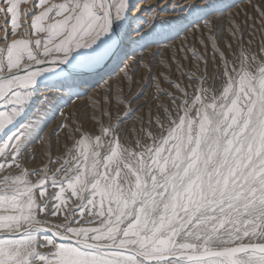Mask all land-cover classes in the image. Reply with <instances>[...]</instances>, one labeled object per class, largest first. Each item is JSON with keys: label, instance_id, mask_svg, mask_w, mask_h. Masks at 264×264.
Wrapping results in <instances>:
<instances>
[{"label": "snow or ice", "instance_id": "obj_1", "mask_svg": "<svg viewBox=\"0 0 264 264\" xmlns=\"http://www.w3.org/2000/svg\"><path fill=\"white\" fill-rule=\"evenodd\" d=\"M247 7L255 15L245 10L243 24L264 25V0ZM177 9L192 17H174L187 20L181 31L203 20L211 32L205 17L218 5ZM144 10L139 0H0V264H264V32L257 49L255 31L245 47L234 16L231 60L215 35L199 41L220 57L213 75L184 72L177 49L160 61L150 106L138 103L134 78L123 95L122 78L117 101L111 88L93 98L92 130L62 122L54 133L65 130L71 145L29 166L54 107L42 89L78 95L77 78L122 33L139 34L132 13ZM173 65L193 83L173 80Z\"/></svg>", "mask_w": 264, "mask_h": 264}, {"label": "rangeland", "instance_id": "obj_2", "mask_svg": "<svg viewBox=\"0 0 264 264\" xmlns=\"http://www.w3.org/2000/svg\"><path fill=\"white\" fill-rule=\"evenodd\" d=\"M214 1L215 0H213V2ZM216 1L214 3L218 5L219 10H217L216 12H213L210 15H208L207 17H205V19H207V20L209 19V21H211V24H210L211 32L209 31V28L204 27L203 20L196 21V23L202 24L203 26L201 25L200 29L194 30L193 26L190 24L188 26L187 31L190 30L191 32L190 31L189 32L181 31L179 33V35L176 37V38H180V37L182 38L181 40H179L178 42L175 43L176 47L175 46H171V47L169 46V47H166L167 49L165 48L164 51H163V49H161V50L159 49L158 52H154V51L153 52L146 51V53L143 52L144 54H142L139 57L140 59L138 58L137 60H142V61L146 62L147 64H149L150 66H152V73H151V75H149L147 68L140 66V65H137V63H136L137 60H136L131 67L130 66L128 67L130 69H127L128 71L125 70L124 71L125 73H123V75H122L123 76V89H124L123 95L128 94V92H126V91H128V84H129L130 80L134 78L136 83L132 88L133 93H135L137 90H139L141 87H143L144 95H143V97H141L140 102L142 101V103H144L145 101H148L149 106H150L153 103V101L150 99V97L154 93V89L152 87V78L157 76L162 70V66L160 65V61L162 59L172 57L173 53L177 52V49H181V48H183L184 51L179 52L177 54V58L180 59L181 63L184 65V68H183L184 72H186L188 74L195 73L196 75H202L204 73L205 67H207L209 76L213 75L217 71L218 66L220 65V57L217 53L213 52V49L211 46H209L207 49H205L204 45H202L199 41L201 38L206 39L207 36H209V35H215L217 41L219 42V49L221 51H223L228 56L229 60H231L232 59L231 53L235 52L238 49V42L232 37L231 32H230V29L232 27V24L230 23V17L234 16L238 23H241L243 27L247 28V32H245L244 36H243V43H244L245 47H247V41L250 39L249 33H251L252 31L256 32L255 42L253 43L252 48L254 50L257 49L258 44L261 40V34H262V32H264V25H262L260 18L258 16H255L254 20L253 19L247 20L246 25L243 24V21L245 19L243 13L245 10H247V12L250 16L255 15L252 13L251 8L247 7L248 0H230L231 3L227 4V6H225V7L219 6V3H221L222 1H220V0H216ZM217 12L224 14L223 17L226 16V17H224L225 19L223 17L221 19L215 17L217 15ZM237 12H239L240 15L236 16ZM210 16L213 19H211ZM216 19H218V20H216ZM192 30L195 31V37L193 36ZM184 33H186V34H184ZM162 43L163 42H158V44H162ZM229 43H231V45H232L231 49H229L227 47V45ZM145 49L146 48L142 47L140 50H145ZM191 49L196 50L197 57H203L204 60H207V65H205L202 60L193 58ZM147 55H148V57H145ZM154 55H156V56H154ZM185 57H187V59H185ZM213 57H215V59ZM124 66L126 67V65H124ZM174 69H175V65H173V74L171 77L173 80H177L178 82H181L182 86L184 84L193 83V81H189L186 77L180 76V74L175 72ZM124 74H126V75H124ZM121 81H122V79H121ZM121 81L116 82L117 84L115 83L113 85L112 84L107 85L108 89L105 88L106 87L105 85H103L105 87L102 88V86H101L98 89L99 92H96L94 90L93 93L91 92V94H94V95H92V98H91L90 94H89V96H87L85 94L82 96L78 95V97H77V95H75V96L72 95L73 97L71 96L70 97L71 99L68 96L67 99L65 98L63 100V99H60L59 97H55V96H57V93L55 95L53 93L49 94V96H53L52 105H54V107L50 106L48 111L44 114L45 118H46V123H43V130L40 132L41 139L38 140L36 145H35L36 156H37L36 165L30 164L29 166L30 167L31 166H39V162L46 158L44 155L45 150L48 149L50 146H54L53 147V155L58 156L62 152L65 151V145L66 144L69 146L71 145L70 140L65 141V130L60 129L54 133V130H57L58 126L62 122L67 120V121H75L77 123H80L81 121H83L84 129L85 130H92L94 127L93 122L91 120H85V113H87L88 116L92 115L93 97L95 96L94 98L97 100L100 99L101 97H106L109 93V89L111 88L112 99L114 101H117L119 98H121L120 97L121 91L119 89V88H121V84H122ZM209 83H211V80H209ZM125 85L127 88L124 87ZM164 86L168 87V85H164ZM135 87H137V88H135ZM189 91H191V89H189ZM81 97L83 98V100L86 98L87 101L90 102L91 104H88V102H86V100L82 101ZM89 98H90V100H89ZM74 99H76L77 101ZM78 99H80V100H78ZM71 100H72V102H71ZM80 102L81 103L83 102L82 105L80 104ZM140 102H138V103H140ZM39 106L41 107V105L38 103L37 107H39ZM103 106L106 109L109 107V105L107 103H105ZM118 107H119L118 103H114L112 105L111 110L113 111V113H115L117 111ZM135 107H136V105H133V108H135ZM142 111L146 113L148 111V107L147 106L144 107L142 109ZM96 115H97V117L99 116L98 111L96 112ZM137 115H139V113H137ZM134 122H135V117H132L127 121L128 124H132Z\"/></svg>", "mask_w": 264, "mask_h": 264}, {"label": "bare ground", "instance_id": "obj_3", "mask_svg": "<svg viewBox=\"0 0 264 264\" xmlns=\"http://www.w3.org/2000/svg\"><path fill=\"white\" fill-rule=\"evenodd\" d=\"M220 1H222V2L219 3V6H224V7L227 6V4L231 3L230 0H220ZM132 2L137 3L138 0H132ZM187 2L191 3L192 0H187ZM183 3H184V0H139V5L141 7H143L145 10L143 12H139V13L133 11V13H132V15L136 17V19L132 21V27L133 28H139V34L136 31H132L131 37H129L128 35L122 33L121 37L119 38V46L118 47L114 45L113 48L106 55H104L100 60L89 65L87 68L84 69V71L87 74L77 78L78 81L82 84V86L77 87L75 89V92L78 93L79 96H82L85 94L87 96H89V94H90L91 98H92V95H94V94H91V92L93 93L94 90L96 92H99L98 89L101 86H102V88H104L105 86H106L105 88H107V85H110V84L113 85L116 82L121 81V79L123 78L122 75H123V73H125L124 71L125 70L128 71L127 69H130L128 67L129 66L131 67L134 64V62L142 54H144L143 52H145V53H146V51L158 52L159 49L160 50L163 49V51H164V49L166 47L175 46V43L182 39L181 37L176 38L179 35V33L181 32L180 28L183 26V24L187 23V20L192 19V17L190 15H188L187 9H185V11L183 13L179 12L178 9L176 12H173L171 10L172 6H175L177 4H183ZM153 6H155V7H153ZM223 15L224 14L217 12V15L215 17L221 19L223 17ZM176 16H180V17L186 16L187 20H183V21H181V23L179 25H177V22L174 19V17H176ZM224 17H226V16H224ZM210 18L213 19L211 16H210ZM216 20H218V19H216ZM201 25L202 24H200V26ZM189 31H187V32H189ZM184 34H186V33H184ZM158 42H163V43L158 44ZM142 47L146 48V49L140 50ZM154 56H156V55H154ZM145 57H148V55ZM124 65H126V67ZM124 75H126V74H124ZM103 85H105V86H103ZM124 87L127 88L126 85ZM135 88H137V87H135ZM119 89H121V88H119ZM126 92H128V91H126ZM51 93L52 92L49 91L48 89H42V96L43 95H49ZM78 95H77V97H78ZM55 97H59L60 99L64 100L65 98L66 99L68 98V95H67V93L61 92V93H57V96H55ZM74 100H76V99H74ZM78 100H80V99H78ZM81 100L82 101L86 100V102H88L86 98L84 100L82 98ZM89 100H90V98H89ZM71 102H72V100H71ZM82 103L80 102L81 105H82ZM140 103H142V101ZM88 104H91V103L88 102ZM148 105H149V103H148Z\"/></svg>", "mask_w": 264, "mask_h": 264}]
</instances>
